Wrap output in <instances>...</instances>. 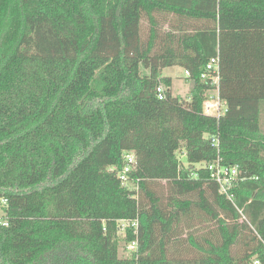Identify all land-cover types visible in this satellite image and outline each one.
<instances>
[{
  "label": "trees",
  "instance_id": "16d2710c",
  "mask_svg": "<svg viewBox=\"0 0 264 264\" xmlns=\"http://www.w3.org/2000/svg\"><path fill=\"white\" fill-rule=\"evenodd\" d=\"M214 56L219 119L202 113ZM263 104L264 0H0V264H264ZM218 155L241 213L195 166Z\"/></svg>",
  "mask_w": 264,
  "mask_h": 264
},
{
  "label": "built area",
  "instance_id": "2783aa9c",
  "mask_svg": "<svg viewBox=\"0 0 264 264\" xmlns=\"http://www.w3.org/2000/svg\"><path fill=\"white\" fill-rule=\"evenodd\" d=\"M185 77L189 76L190 73L187 69H183ZM200 77L207 80L211 84V89L203 101V114L206 116L214 117L219 119L227 112V102L220 96L219 93V80H220V70H219V58L218 56L211 57L204 65ZM164 86L162 84L156 87L157 97L164 98ZM212 143L215 145L217 152H219V139L213 136L211 138ZM124 164L117 171L118 178L122 185H128L129 182V172L135 169L136 162L134 154L131 152H125L123 154ZM181 162V161H180ZM196 167H204L209 172V177L213 180L218 187V191L224 194L229 201L234 205V192L233 187L238 181L239 170L237 166L225 165L221 162L220 156L209 163H199L195 165ZM190 177H197V172L194 170L190 171ZM137 182L135 189H137ZM236 209L241 213V209L235 205ZM131 227L133 232L136 234L139 227V219L135 218H119L117 220V234L123 237L127 231V228ZM126 248L132 252L138 250V239L134 238L126 243ZM252 264H260L258 259H254Z\"/></svg>",
  "mask_w": 264,
  "mask_h": 264
},
{
  "label": "rangeland",
  "instance_id": "374dc122",
  "mask_svg": "<svg viewBox=\"0 0 264 264\" xmlns=\"http://www.w3.org/2000/svg\"><path fill=\"white\" fill-rule=\"evenodd\" d=\"M141 73H148L147 69L141 68ZM163 76L171 77L170 91L172 95L178 96L182 99H188L192 87V81L187 79L184 74L183 67L175 65L164 67L161 70ZM261 127L264 131V104L261 111ZM178 157L182 163H186L184 151L178 152ZM1 213V212H0ZM2 214H0V217ZM131 253H134L126 248L124 241H119L118 244V255L120 257H130Z\"/></svg>",
  "mask_w": 264,
  "mask_h": 264
}]
</instances>
